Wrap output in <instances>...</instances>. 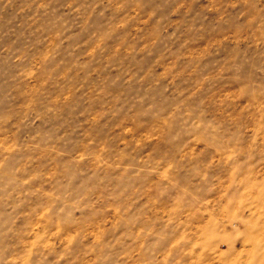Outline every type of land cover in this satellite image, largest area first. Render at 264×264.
I'll return each mask as SVG.
<instances>
[{
  "label": "rangeland",
  "instance_id": "rangeland-1",
  "mask_svg": "<svg viewBox=\"0 0 264 264\" xmlns=\"http://www.w3.org/2000/svg\"><path fill=\"white\" fill-rule=\"evenodd\" d=\"M0 264H264V0H0Z\"/></svg>",
  "mask_w": 264,
  "mask_h": 264
}]
</instances>
